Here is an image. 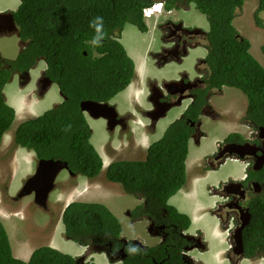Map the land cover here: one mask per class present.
<instances>
[{"label":"trees","instance_id":"1","mask_svg":"<svg viewBox=\"0 0 264 264\" xmlns=\"http://www.w3.org/2000/svg\"><path fill=\"white\" fill-rule=\"evenodd\" d=\"M176 0L165 2L170 9ZM246 0H187L193 2L208 22V81L240 90L246 98V117L264 126V68L250 54V43L237 37L232 22ZM149 0H19L14 11L17 35L28 42L20 49L15 62L27 69L36 58L47 63L48 77L57 85L63 101L41 115L18 124L14 132L16 145L32 150L37 159H60L73 174L96 177L102 159L89 142L91 131L79 103L82 100L108 101L123 90L134 76V63L119 42L120 33L130 24L146 32L142 10ZM255 14L264 11V0H258ZM102 18L103 39L98 44L91 26ZM256 16L254 23L264 22ZM241 37V39H240ZM31 47L33 50L29 49ZM264 50V45L262 47ZM0 78V142L15 118L14 109L3 103ZM186 112L185 116H187ZM179 119L166 128L163 136L149 147L145 160L113 161L103 175L121 185L124 192L143 196L146 203L140 215L157 219L165 209L173 223L185 228V215L166 204L169 197L186 181L185 160L188 154L189 126ZM251 219L242 231L243 246L248 252H264V187L249 202ZM64 236L82 246L106 247L119 239L122 228L118 218L103 203L70 202L62 212ZM167 225H170L168 221ZM256 232L245 238V232ZM124 264H146L142 250L130 249ZM129 253V254H130ZM78 259L49 246L35 248L27 261L12 254L7 232L0 220V264H77ZM162 264H181L171 256Z\"/></svg>","mask_w":264,"mask_h":264},{"label":"flooded vegetation","instance_id":"2","mask_svg":"<svg viewBox=\"0 0 264 264\" xmlns=\"http://www.w3.org/2000/svg\"><path fill=\"white\" fill-rule=\"evenodd\" d=\"M256 1L258 6V0ZM0 6H3V8L0 9V13L10 12L13 14L14 20L15 9L10 8L8 1L0 0ZM173 6L174 7L171 8V13L169 15H163V17H160L162 19L158 18L155 22L153 26L154 31L149 37L152 45L147 47L146 54L151 56L152 64L157 66V68L167 64L168 61L169 64H181L185 58L189 57L193 62V71L190 72L185 69L179 72L175 77L168 79L169 81H176L175 84H171L170 86H166L167 81H162L161 84H157L155 80H145L137 74H134L132 83L138 90H141L142 86L145 84L147 94L156 93L158 97L162 96L161 100L164 103L168 102L174 105L170 109L179 108V111L177 112L176 117L172 119V122L184 119L183 122L189 126L188 145L190 143L199 145L202 138L207 136L206 130L208 129L209 124L219 122L224 123L222 126V132L224 134L220 136L219 139L215 140L214 149L211 153L201 155L202 158L200 157L202 170L205 174H210L213 172L209 171H219L221 166L225 165L228 161H232L239 164V167H242V171L239 169V177L228 175L225 179L216 182L215 185L207 186V191L209 190V194L211 195L209 198H215L216 203L213 207L207 206L212 200L205 203L199 202L203 207H207L206 219L216 214L217 219L222 225L220 226V234L223 239V245L221 249L216 250L214 257L218 261L222 258L223 264H264V252L259 248L252 252H248L243 246V235L241 234V237H239L237 228L233 227L232 224L230 225L231 218L234 215L242 214L240 220L237 222L240 224L243 220L246 221L245 214H248V220L245 222L242 231L245 229L251 219L249 202L253 200L254 196L259 195L263 191L264 137L261 136L260 132V128L263 126L257 125L246 117V105L238 117L234 116V109H227L221 106L218 99L223 97L226 94V91L232 87L226 85L218 86V84L208 81V77L211 73L210 67L207 63V55L209 52L205 36L208 29L206 31L201 26L194 23L189 24L179 16V12H193V10H190L187 0H176L174 1ZM194 8L196 9V7ZM255 12L253 14V19L256 18V16L258 17ZM261 22L263 21L261 20ZM7 23L8 21L5 20V17L0 15V38L9 33L6 29ZM197 28H199L200 31H192ZM260 29L264 30L263 24L260 26ZM201 31L205 34H202ZM147 33L148 31L143 32L142 35L147 36ZM236 36H240L238 31ZM17 38L18 47L16 44V50L13 54L8 55L5 50H0V78L5 79V82L1 86L2 99L4 104L14 107V114L16 116L21 115V112L17 110L15 106L20 108L22 102L19 103L16 99L14 101L10 96L11 94L15 97L16 91L19 92L20 89L26 88L28 92L31 91V94H36L42 98L44 93L47 92L46 89L49 81L51 82V86L53 85L52 83H54L46 74L47 63L42 58H36L35 62L30 64L27 69L19 68V63L15 62V60L18 57L20 49L27 46L28 42L20 41L19 37ZM156 42L160 43L158 48L155 45ZM263 45L264 38L259 45V49L257 46H254L253 48L256 55L258 49L259 56L256 60L264 68ZM251 48L252 46L250 44L249 51ZM5 49L9 51V45H7ZM29 49L33 50L31 47H29ZM201 50H204L203 55H200ZM167 91L173 92L170 94ZM122 92L123 90L114 94L108 101H105L109 102L108 104L111 105L112 109L116 112L112 120L114 123L113 129L108 131L111 133L116 131L117 136L118 132L122 133L125 140H130L136 144V146L131 149H136L138 152L144 151L145 156L143 159H139L134 153L125 156L122 155V152L115 161L145 160L149 147L154 140L160 139L163 136L167 127H163L162 133L157 138L154 137V140L151 139L150 141L152 136L149 137V140L147 141L149 142V145L146 147L147 149L145 151L143 145L145 144L149 129L151 130V133L155 132L158 120L151 122L147 115L150 111L146 113L148 109L143 110V114L139 115V117H133V113L128 110L120 113L121 108L123 107V105L120 104L119 99ZM31 94L27 93V96L31 97ZM59 95L61 99L53 106L58 105L63 101L60 92ZM179 98L181 100H179ZM130 100L133 102L134 98L133 100ZM130 100H126V105H129L128 103H130ZM178 100L180 103L176 105ZM134 104L139 107L136 102ZM162 107L163 104H158L156 109L153 108L152 111H158L159 114ZM186 112H188L187 116H185ZM142 123L145 126L144 128H141ZM137 134L138 136H136ZM126 143L123 142L122 150H126L125 146L128 145ZM29 156L34 160L31 153L28 157ZM196 162L197 161H195V164ZM103 167L105 169L107 168L102 161V168ZM185 167L187 168L186 165ZM185 171L186 181L181 187L183 188V191L180 190L182 194L178 198H174L175 201H177L178 206H175L173 202H171L170 199L172 196L166 201V204L174 207L177 212L187 217L189 224L185 228H182L180 223H173L166 218L167 212L165 209H161L159 216H157L158 220H156V218L152 219L143 214L140 215L141 209L137 208L140 205H142L140 207L144 206L146 203L145 198L143 196L129 194L135 199V202L127 205L124 212L128 219H132V223L130 222L131 224L135 225L136 223H144L141 233L136 236L134 235L132 238H127L121 233L119 239H115L113 242H108L107 246L104 248L105 250L101 251L102 253H91L82 261H77V264H102L93 261L92 255L95 254L103 255L104 259L110 262L109 264H124V260L129 258L130 255L135 252L133 251L130 253L131 251H129V248L132 250L135 248L142 250V254L146 259V264H162L164 260L169 259L171 256H179L181 264H206L202 258L203 255L210 251L212 246L209 243V239L204 238L203 235L200 234L198 228L192 229L191 227V215L193 216L200 212L196 213V205L193 201H188V203H186L188 205L187 208L181 203V201L184 202L186 199H192L194 197L193 192H197V190H193L190 185V178L188 177L187 169H185ZM200 171L201 169H199V172ZM30 175H28L27 178ZM9 197L13 196L9 195ZM217 197L219 199H216ZM13 198H15V196ZM195 200L196 202L200 200L197 194ZM117 218L120 220L122 228L121 219L119 217ZM166 221H168L170 225H167ZM206 221L204 222V225L211 228V221ZM211 226L213 227V225ZM255 233L256 232L252 231L245 232V238H252L255 236Z\"/></svg>","mask_w":264,"mask_h":264},{"label":"rangeland","instance_id":"3","mask_svg":"<svg viewBox=\"0 0 264 264\" xmlns=\"http://www.w3.org/2000/svg\"><path fill=\"white\" fill-rule=\"evenodd\" d=\"M7 1L11 9L17 8L18 0ZM189 6L192 8L190 10H193V12H179V16H181L185 22L189 24L194 23L207 31L209 26L205 16L193 8V4H190ZM256 7V0H246L232 22L238 33L248 39L252 46L250 52L254 58L259 56V45L264 38V30L260 29V27L256 26L253 22V14ZM162 14H164V12H162ZM258 16L261 17L264 22V15L258 13ZM155 21L156 19L154 18L153 22L148 23L149 27L147 36L142 34L137 35L134 26L129 24L125 25L119 42H121L124 48L127 49V54L139 63L141 69L140 76L145 80H155L157 84H161L162 81H167L168 79L175 77L179 72L185 69L192 72L193 62L192 59L187 57L181 64H169L168 61L167 64L160 66L159 68L152 64L151 56L149 54L147 55L146 52L148 49L147 47L152 45L149 37L154 31L153 24ZM155 45L158 48L160 43L156 42ZM254 46H257L258 48L257 55L254 51ZM9 47V51L5 49V52L8 55L13 54L16 50V44H12V46L9 45ZM203 54L204 50H201L200 55ZM53 85L50 86L46 93H44L42 98L36 94H31V91L28 92L26 88L20 89L19 92L16 91L15 97L12 94L10 95L14 101L16 99L19 103L22 102L20 108L15 106V108L21 112V115H15L11 127L4 134L0 143V220L7 232L12 252L19 253L21 255L19 258L22 260L28 259L30 257V252L37 247L43 245L52 247L50 245L53 244V240L56 245L58 244V249L62 253L73 255L70 253L76 252L73 249L77 248L79 245L71 240H66L65 237H63L64 225L61 222V210L67 202L75 200L82 202L94 201L106 205V201H108L110 205L112 204L114 206V211L121 219L122 233L127 238H132L134 235L136 236L140 234L144 227L143 222L133 225L131 224L132 219L126 217L124 210L127 205L134 203L135 199L129 194L123 192V189L119 184L110 182L104 178V167L102 168V172L95 177L96 179L94 181L97 183L69 177L66 175L67 171L62 170L56 178V181L60 180L62 183H59L58 187L50 193L48 199L49 204H47L45 209L34 204L31 195L21 198H13L24 180L31 174L32 168L34 170L36 161L33 160L32 157H28L30 154L29 152H26L23 148L17 147L13 144L12 135L14 134L18 123L28 118L37 117L44 111L50 109L61 99L57 85L55 83H53ZM144 89L145 84L142 86V92H144ZM27 93H30L32 96H27ZM137 93L138 90L135 87L132 88V92L131 88H129L127 92H122L119 99L120 104L123 105L121 108L122 110L131 111L134 116L139 117V115L142 114L141 108L134 104L135 102H131L130 100H133V94L137 95ZM240 98L242 100H240ZM126 100H130V103H128L129 105H126ZM218 102L224 108L234 109V116L237 117L238 113H236L235 110H237L238 106L242 103L244 107L245 97L240 90L231 88L226 91V94L223 97L218 99ZM140 105L143 106V104ZM243 107H241V111L243 110ZM178 111L179 108H172L167 112L166 116L158 120L156 131L149 135L152 136L150 141L151 139L154 140V137L157 138L162 133V128L167 127L168 124L172 122V119L176 117ZM87 118L86 120L91 128L89 142L102 158L103 164L106 167L109 163L117 160L122 152V155L127 156L134 153L139 159H143L145 152H138L136 149H131L136 146V144L130 140H125L122 133L118 132L117 136V132L115 131L113 135H110L105 128L103 120H88ZM223 125L224 123L220 122L209 124V127L206 130L207 136L202 138L200 144L195 145L190 143L188 145L189 151L186 159V169L188 177L190 178V185L193 190L196 189L197 192H193L194 197L192 199H186L184 202L181 201L182 205L186 208L188 207L186 204L188 201H193L195 204L197 203L195 200L196 194L200 199L198 202L205 203L214 200V197L211 199L209 198L211 195L209 194V190L207 191V186L215 185L216 182L225 179L228 175L230 176L240 173L239 164L232 161H228L225 165L221 166L219 171H209L213 172L210 174H205L202 170L201 155L211 153L214 149L215 140L219 139V137L224 134L222 132ZM147 141L148 140L145 141V144L143 145L144 147L149 145V142ZM123 142H127L126 144H128L125 146L126 150H122ZM23 151L25 154H23ZM195 161H197L196 164ZM199 169H201L200 172ZM181 190L183 191V188ZM181 194L182 192L178 191L173 198H178ZM9 195H12L13 197H9ZM216 199L219 198L217 197ZM173 204L178 206L177 201H173ZM205 218L206 212L203 213L199 223L204 231L209 233V243L212 247L208 253L203 255L202 260H204L206 264H221V262L214 257V253L216 250L222 248L223 239L220 238V235L215 236L214 233H210L211 230L203 225ZM68 241H70V243H66ZM96 252L97 250L93 247H85L80 253L77 252L79 253L77 254L78 256L73 255V257H77L80 262L91 253L94 254ZM92 259L94 262L106 263L105 260L100 259L99 256L96 255L95 258Z\"/></svg>","mask_w":264,"mask_h":264},{"label":"water","instance_id":"4","mask_svg":"<svg viewBox=\"0 0 264 264\" xmlns=\"http://www.w3.org/2000/svg\"><path fill=\"white\" fill-rule=\"evenodd\" d=\"M153 3L156 2H166L168 0H149ZM0 15L5 17V20L8 21L7 23V32L9 34L16 33L17 27L13 20V14L10 12L0 13ZM192 31H200L199 28L194 29ZM202 34H205L201 31ZM176 81H168L166 86H170L171 84H175ZM51 86V82L49 81L48 87ZM47 87V88H48ZM160 88V87H159ZM170 88V87H169ZM168 93H172L173 91H167ZM162 96H157L156 93L150 94V99L153 104L154 109L158 104H163L161 112L158 114V111H150L148 116L151 121L155 122L159 117H164L167 111L174 106L172 103H164L161 100ZM179 100H181L179 98ZM177 101L176 105L180 103ZM80 110L82 113L87 115L90 119H106L107 121V129L112 130L114 123L112 122L114 114L116 112L112 109V106L108 104V102H97L92 100H82L79 103ZM109 127V128H108ZM261 136L264 137V127L260 128ZM62 170H67L69 175L73 176V173L68 170L67 163L64 160L60 159H38L34 168L33 173L23 182L22 186L20 187L19 191L16 193L15 198H21L23 196L32 194L33 195V202L45 209L47 206V199L49 193L56 187L55 179L57 175ZM246 221H242L240 226L237 227L238 236L241 237L242 228L248 220V214H245ZM241 245V243H240ZM97 251H103L104 247L95 246L93 247Z\"/></svg>","mask_w":264,"mask_h":264},{"label":"clouds","instance_id":"5","mask_svg":"<svg viewBox=\"0 0 264 264\" xmlns=\"http://www.w3.org/2000/svg\"><path fill=\"white\" fill-rule=\"evenodd\" d=\"M19 1V0H18ZM188 4L190 5V4H193L194 6H193V8L195 7V4L193 3V2H188ZM155 6H158V13L156 14V16L154 17L155 19H156V21H157V19L159 18V17H163V15H169L170 13H171V8H173L174 6H171V8L170 9H166L165 8V3L164 2H156V3H153L150 7H146V8H144L143 10H142V16H143V21H144V18H145V13H144V10H151L153 7H155ZM18 7V6H17ZM189 8H190V6H189ZM15 10L17 9V8H14ZM191 9V8H190ZM162 12H164V14H162ZM199 12V11H198ZM259 14H263L264 15V13L263 12H259ZM259 17V16H258ZM154 18H153V20H154ZM260 19H262L261 17H259ZM155 21V22H156ZM153 22V21H152ZM155 22H154V24H155ZM254 22V21H253ZM144 23H145V21H144ZM146 24V23H145ZM154 24H153V26H154ZM130 25V24H129ZM91 26L92 27H94L95 28V32H96V36L94 37V39H93V41H92V43L93 44H98L102 39H103V37H104V33H103V31H102V27H103V23H102V18H99V17H97L93 22H92V24H91ZM133 26V25H132ZM146 26H147V31H148V24H146ZM135 27V26H134ZM136 28V27H135ZM123 31H124V29L122 30V32L120 33V37L118 38V39H120L121 38V34L123 33ZM135 33L137 34V35H139V34H142L140 31H138L137 30V28H136V31H135ZM139 33V34H138ZM7 34H9V33H7ZM11 34H15L17 37H18V35H17V33H11ZM240 35V34H239ZM145 36V35H144ZM121 43V42H120ZM122 44V43H121ZM125 51H126V49H125ZM126 53H127V51H126ZM251 53V52H250ZM128 55V54H127ZM252 55V54H251ZM129 56V55H128ZM130 57V56H129ZM254 57V56H253ZM131 58V57H130ZM132 59V61H133V58H131ZM256 59V58H255ZM133 63H134V61H133ZM137 63V62H136ZM134 63V74H137V75H140V73H141V69H140V65H139V63ZM148 80V79H147ZM169 80H167V82H168ZM133 81L131 80V82L123 89V91H127L129 88H132V87H135L136 88V86H134L133 85V83H132ZM53 84V83H52ZM50 87H48L47 89H46V91H48V89H49ZM137 89V88H136ZM138 90V89H137ZM150 94L151 93H148L147 94V89L145 90L144 89V92H142V89L141 90H138V93H137V95L136 94H133V98H134V101L133 102H136L138 105H139V107L141 108V111H143V110H146V109H148L147 111H146V113L148 112V111H151V110H153V104H152V102H151V99H150ZM243 94V93H242ZM244 95V94H243ZM244 97H245V95H244ZM63 98V97H62ZM240 100H242L241 98H240ZM109 103V102H108ZM140 104H143V106L141 107V105ZM245 105H246V98H245V102H244V107H245ZM12 107V106H11ZM241 107H243V103L242 104H240V106H238V108H237V110H235V112L236 113H238V116H239V114L244 110V107H243V110L241 111L240 109H241ZM12 108H14V107H12ZM123 111H126V110H122L121 109V112L120 113H122ZM241 111V112H240ZM82 112V111H81ZM130 112V111H129ZM143 114V113H142ZM167 114V113H166ZM41 115V114H40ZM83 115H84V117H85V119L87 118V115H85L84 113H83ZM148 115V114H147ZM39 116V115H38ZM166 116V115H165ZM237 116V117H238ZM123 117H128V116H123ZM133 117H134V115H133ZM162 117H159L157 120H159V119H161ZM88 120H92V119H90L89 117L87 118ZM119 119V118H118ZM150 119V118H149ZM100 120V119H99ZM101 120H103L104 121V124H106V126H105V128H106V130L108 131L109 129H107V122H106V120L105 119H101ZM87 121V120H86ZM126 122H127V120H126ZM151 122H153V121H151ZM88 123V122H87ZM170 124V123H169ZM168 124V125H169ZM11 127V126H10ZM145 126L143 125V123H142V125H141V128H144ZM264 127V126H263ZM8 130H6L5 132H4V134L7 132ZM90 131H91V128H90ZM109 132V131H108ZM110 133V135L111 134H114V133H111V132H109ZM139 133V132H138ZM4 134L2 135V137L4 136ZM151 134V130L149 129V133H148V135H147V137H146V139H145V141L146 140H149V135ZM14 135H12V142H13V144L15 145V146H17V147H20V146H18V145H16L15 144V142H14V137H13ZM136 136H138V134L136 135ZM135 136V137H136ZM158 139H156V140H154V142L155 141H157ZM188 142H189V140H188ZM1 143V142H0ZM147 147V146H146ZM145 147V151H146V148ZM20 148H22V147H20ZM26 152H30L32 155H33V157H34V160L37 162V158L35 157V154H34V152L32 151V150H27V149H25V148H23ZM188 151H189V147H188ZM23 154H25L24 153V151H23ZM36 162H35V165H36ZM185 165L187 166V163H185ZM35 168V167H34ZM34 171V170H33ZM67 171V170H66ZM61 172V171H60ZM101 172H102V169H101ZM100 172V173H101ZM33 173V172H32ZM99 173V174H100ZM69 177H72V178H79V179H82V180H84V181H88V182H91V183H93L94 182V180L96 179L95 177L94 178H87V177H85V176H82V175H76V174H73V176H71V175H69V173L67 172L66 173ZM58 176V175H57ZM57 178V177H56ZM59 181V180H58ZM58 181H56V179H55V183H56V187L55 188H57L58 187ZM111 182V181H110ZM99 183H100V181H99ZM23 184V183H22ZM118 184V183H117ZM54 188V189H55ZM53 189V190H54ZM182 188H180L179 190H177V192L178 191H180ZM52 190V191H53ZM19 191V189L17 190V192ZM51 191V192H52ZM16 192V193H17ZM50 192V193H51ZM124 192V191H123ZM50 193H49V195H50ZM29 195H31L32 196V201H33V195L32 194H29ZM16 196V195H15ZM27 196V195H26ZM23 197H25V196H23ZM172 197H174V194L172 195ZM48 199H49V196H48ZM48 199H47V204H49L48 203ZM67 200V199H66ZM65 200V201H66ZM76 201V200H75ZM72 202V201H71ZM92 202H94V201H92ZM34 203V202H33ZM70 202H67L64 206H63V208H62V210H61V216H62V212L64 211V209H65V207L69 204ZM212 205V207H213V205L216 203L215 202V198H214V200H212V202H210ZM35 204V203H34ZM210 206V207H211ZM108 208V207H107ZM109 209V208H108ZM110 210V209H109ZM111 211V210H110ZM112 212V211H111ZM204 212H206V211H204ZM113 213V212H112ZM242 216V214H236V215H234L232 218H231V223H230V225L232 224L233 225V227H239L240 226V224H238L237 222L240 220V217ZM117 217V216H116ZM211 217H213L214 219H215V221L217 222V230L215 231L214 229H213V227L210 225V227L212 228H208L206 225H204V222H203V225L204 226H206L208 229H210L211 230V232L210 233H214L215 234V236L216 235H220L221 236V234H220V232H221V229H220V226H222L221 225V222L217 219V215L216 214H214V215H212ZM200 220V219H199ZM199 220H195L194 221V225H193V228H198L199 230H200V234H202L203 235V237L204 238H207V239H209V233H206L205 232V234H206V237H205V235H204V232H203V230H202V226L200 225V223H199ZM192 223V222H191ZM200 226H201V228H200ZM230 227H232V226H230ZM243 229V228H242ZM241 234H242V231H241ZM63 237H65L64 236V227H63ZM66 239V238H65ZM66 240H68V239H66ZM79 245V244H78ZM80 246H82V245H80ZM96 245H94V246H84V247H95ZM101 247V246H100ZM105 250V249H104ZM103 250V251H104ZM61 252V251H60ZM96 255V254H95ZM95 255H92V258H95ZM77 258V257H76ZM78 259V258H77Z\"/></svg>","mask_w":264,"mask_h":264},{"label":"crops","instance_id":"6","mask_svg":"<svg viewBox=\"0 0 264 264\" xmlns=\"http://www.w3.org/2000/svg\"><path fill=\"white\" fill-rule=\"evenodd\" d=\"M19 5V1H18V3H17V6ZM1 8H3V6H0V9ZM139 34V33H138ZM2 41V42H1ZM12 44L14 45V44H17V47H18V38H17V36L16 35H14V34H7V35H5V36H3L2 38H0V50H5V48H6V46L7 45H11L12 46ZM126 49V48H125ZM126 51H127V49H126ZM6 56V55H5ZM133 61H134V63H136V60L135 59H133ZM138 63V62H137ZM136 63V64H137ZM242 166V165H241ZM241 169V171H242V167L240 168ZM240 174V173H239ZM239 174H234V175H231L232 177H239L240 175ZM67 175V174H66ZM68 176V175H67ZM58 183H62L60 180L58 181ZM94 183H97V182H95L94 181ZM190 189H192V188H190ZM190 191H192V190H190ZM191 193V192H190ZM171 202H173V201H175V199L173 198V197H171ZM107 202V204H106V206L113 212V214L115 215V216H117V214H116V212L114 211V206L111 204L110 205V203L108 202V201H106ZM104 204V203H103ZM199 204V205H198ZM212 204L211 203H209V205H207L208 207H210ZM202 207V208H201ZM199 209V210H198ZM202 209V210H201ZM205 209V210H204ZM207 210V207L205 206V207H203V205L201 204V203H199V202H197V206H196V213L197 212H200L199 214H195V217L194 216H192L191 215V220H192V225H194V221L195 220H199L200 218H202V214L204 213V211H206ZM202 213V214H201ZM118 217V216H117ZM199 218V219H195V218ZM194 220V221H193ZM206 220H210L211 221V224L213 225V229L216 231L217 230V222L215 221V219L213 218V217H210V218H205V221ZM204 221V222H205ZM192 227V229H193V226H191ZM200 228H201V226H200ZM202 230H203V232H204V235H205V237H206V234H205V231H204V229L202 228ZM60 233H61V231H60ZM220 238L222 239V236H220ZM52 243L53 244H51L50 246H52V247H54V248H57L58 249V244L56 245L55 244V241L53 240L52 241ZM66 243H70V241H68V242H66ZM85 247L84 246H78L77 248H74L73 250H75L76 252H71L70 254H73L74 256L75 255H77V254H79L83 249H84ZM59 250V249H58ZM73 250H71V251H73ZM60 251V250H59ZM77 252H79V253H77ZM97 252H101V251H97ZM96 252V253H97ZM102 253V252H101ZM12 254H13V256L14 257H16L17 256V258H19V257H21V255L19 254V253H13L12 252ZM30 254H31V252H30ZM98 254V253H97ZM69 255V254H68ZM73 255H71V256H73ZM78 256V255H77ZM97 256H99V258L100 259H102V260H105L104 259V257H103V255H97ZM20 259V258H19ZM29 259V258H28ZM28 259H25L24 261H27ZM22 260V259H21ZM101 260V261H102ZM222 258H221V260H220V262H221V264H222ZM105 264H109L110 262L109 261H106L105 260ZM103 264V263H102Z\"/></svg>","mask_w":264,"mask_h":264},{"label":"bare ground","instance_id":"7","mask_svg":"<svg viewBox=\"0 0 264 264\" xmlns=\"http://www.w3.org/2000/svg\"><path fill=\"white\" fill-rule=\"evenodd\" d=\"M158 6L153 7L146 15L144 18V21L146 24L150 23L153 21V18L156 16V14L158 13ZM133 88V87H132ZM132 88H131V92H132ZM127 92V91H126ZM28 114V113H27ZM30 114V113H29ZM26 116V115H25ZM65 201V200H64ZM197 206V204H195ZM199 205V204H198ZM202 208V207H201ZM199 210V209H198ZM205 210V209H204ZM195 213V212H194ZM195 217V215H193ZM195 219H199L198 217ZM194 221V220H193ZM207 222V221H206ZM193 226V225H192ZM20 234V233H19ZM21 235V234H20ZM97 256V255H96Z\"/></svg>","mask_w":264,"mask_h":264},{"label":"built area","instance_id":"8","mask_svg":"<svg viewBox=\"0 0 264 264\" xmlns=\"http://www.w3.org/2000/svg\"><path fill=\"white\" fill-rule=\"evenodd\" d=\"M149 11H150V10H148V9H147V10H144V13L147 14Z\"/></svg>","mask_w":264,"mask_h":264}]
</instances>
